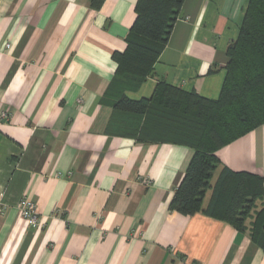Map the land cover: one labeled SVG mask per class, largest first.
<instances>
[{
	"label": "crops",
	"instance_id": "crops-1",
	"mask_svg": "<svg viewBox=\"0 0 264 264\" xmlns=\"http://www.w3.org/2000/svg\"><path fill=\"white\" fill-rule=\"evenodd\" d=\"M248 2L183 0L154 75L126 96L149 98L164 80L216 100ZM136 3L0 0V114L11 115L0 119V264H264L229 223L169 208L190 147L111 130L112 55L126 48ZM215 155L210 186L224 167L264 179V124Z\"/></svg>",
	"mask_w": 264,
	"mask_h": 264
},
{
	"label": "trees",
	"instance_id": "trees-1",
	"mask_svg": "<svg viewBox=\"0 0 264 264\" xmlns=\"http://www.w3.org/2000/svg\"><path fill=\"white\" fill-rule=\"evenodd\" d=\"M182 3L137 0L126 48L112 55L116 69L105 98L114 112L111 130L140 143L190 147L193 157L169 208L227 222L264 252V179L224 167L209 184L218 167L217 150L264 124V0L248 2L239 34L225 52V77L216 100L164 80L149 98L126 96L154 75ZM207 189L211 194L202 209ZM247 219H252L249 226Z\"/></svg>",
	"mask_w": 264,
	"mask_h": 264
},
{
	"label": "built area",
	"instance_id": "built-area-1",
	"mask_svg": "<svg viewBox=\"0 0 264 264\" xmlns=\"http://www.w3.org/2000/svg\"><path fill=\"white\" fill-rule=\"evenodd\" d=\"M188 20V19H185ZM8 48V46H6ZM11 115L8 112H2L0 114V119L10 120ZM145 185H148L150 182L148 180H143ZM21 217L28 222L32 227H37L41 223L40 218L38 217L34 204L31 202H25L21 204L20 208Z\"/></svg>",
	"mask_w": 264,
	"mask_h": 264
},
{
	"label": "rangeland",
	"instance_id": "rangeland-1",
	"mask_svg": "<svg viewBox=\"0 0 264 264\" xmlns=\"http://www.w3.org/2000/svg\"><path fill=\"white\" fill-rule=\"evenodd\" d=\"M214 174V176H215V173H213ZM252 222V219H247V221H246V224H248V226L250 225V223ZM247 235V234H246ZM248 236V235H247Z\"/></svg>",
	"mask_w": 264,
	"mask_h": 264
}]
</instances>
